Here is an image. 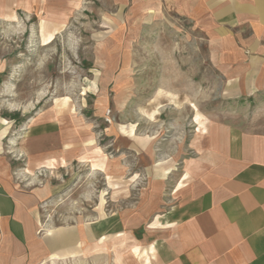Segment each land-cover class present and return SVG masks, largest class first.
I'll use <instances>...</instances> for the list:
<instances>
[{
	"label": "rangeland",
	"instance_id": "374dc122",
	"mask_svg": "<svg viewBox=\"0 0 264 264\" xmlns=\"http://www.w3.org/2000/svg\"><path fill=\"white\" fill-rule=\"evenodd\" d=\"M243 3L0 0V155L18 171L31 129L69 142L66 168L28 181L51 184L52 222L149 221L210 142L264 136V45ZM143 229L121 234L119 264L135 245L140 261Z\"/></svg>",
	"mask_w": 264,
	"mask_h": 264
},
{
	"label": "crops",
	"instance_id": "0c3cea01",
	"mask_svg": "<svg viewBox=\"0 0 264 264\" xmlns=\"http://www.w3.org/2000/svg\"><path fill=\"white\" fill-rule=\"evenodd\" d=\"M243 9L264 45V0H244ZM29 132L16 147L25 157L18 171L0 155V264H104L109 244L119 264L121 234L136 242L137 227L144 228L142 257L138 263L132 257L135 245L127 264H264L263 135L210 142L172 204L149 221L144 207L106 221L83 217L59 225L47 209L51 184L28 181L41 180V168L53 174L66 168L70 145L55 133Z\"/></svg>",
	"mask_w": 264,
	"mask_h": 264
}]
</instances>
